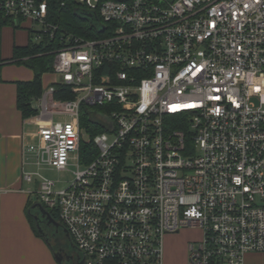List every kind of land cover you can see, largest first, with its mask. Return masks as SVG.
Returning <instances> with one entry per match:
<instances>
[{
  "label": "built area",
  "instance_id": "obj_1",
  "mask_svg": "<svg viewBox=\"0 0 264 264\" xmlns=\"http://www.w3.org/2000/svg\"><path fill=\"white\" fill-rule=\"evenodd\" d=\"M77 2L107 34L67 35L54 51L58 80L28 145L38 168L73 162V181L56 191L37 171L23 179L83 264H161L164 235L186 227L202 231L189 264L264 252V0ZM0 10L38 25L35 40L56 28L46 0ZM58 83L74 97L55 98ZM82 106L102 128L87 143Z\"/></svg>",
  "mask_w": 264,
  "mask_h": 264
},
{
  "label": "crops",
  "instance_id": "obj_2",
  "mask_svg": "<svg viewBox=\"0 0 264 264\" xmlns=\"http://www.w3.org/2000/svg\"><path fill=\"white\" fill-rule=\"evenodd\" d=\"M31 24V21L23 19L18 28L10 25L0 27L2 59L12 57L14 46L28 43L27 28ZM32 78L33 71L25 65L9 61L0 63V264H75L79 253L77 249L69 252L53 244L52 237L59 234L54 225L48 241L44 235H37L34 231L36 221L31 222L26 212L34 191L31 188L33 182L25 181L23 174L35 171L34 154L28 145L38 141L35 136L38 126L34 121L35 115L23 118L17 107L16 82ZM57 80L58 76L52 71L44 73L42 92ZM36 101L38 103V99ZM35 107L38 109V105ZM190 230L183 228L164 235L161 264H189L188 243L202 238L201 230L194 229L197 231L194 235L190 234ZM58 258H62L63 263ZM242 264H264V252L245 253Z\"/></svg>",
  "mask_w": 264,
  "mask_h": 264
},
{
  "label": "trees",
  "instance_id": "obj_3",
  "mask_svg": "<svg viewBox=\"0 0 264 264\" xmlns=\"http://www.w3.org/2000/svg\"><path fill=\"white\" fill-rule=\"evenodd\" d=\"M48 6L47 19L56 28L52 30V35L43 33L39 40H35V33H37L33 26L28 27L29 41L25 46H14L12 57L8 60L2 59L0 56V63L13 62L16 64L25 65L33 71V78L30 81H17V107L21 111L23 118L36 115L38 109L33 105L42 94V75L51 72L52 62L54 58V51L62 46L67 35L81 36L85 38L101 37L107 34V31L102 30L100 18L92 13L84 10L78 5L77 0H46ZM23 21L22 18H11L4 15L0 10V27L10 25L14 28L19 27V23ZM42 32V31H41ZM54 97L57 99L73 98L68 86L64 84H56ZM80 116L81 127L86 128L93 137L96 133L102 130L97 125H92L89 119V114L84 106H82ZM91 146V144H90ZM93 156L95 153L94 147ZM92 158V157H91ZM32 201L27 206V216L33 221L30 208ZM48 211V210H47ZM51 216L56 218L59 223L58 213L56 211H48ZM61 224V223H60ZM37 235L43 236L34 227Z\"/></svg>",
  "mask_w": 264,
  "mask_h": 264
},
{
  "label": "rangeland",
  "instance_id": "obj_4",
  "mask_svg": "<svg viewBox=\"0 0 264 264\" xmlns=\"http://www.w3.org/2000/svg\"><path fill=\"white\" fill-rule=\"evenodd\" d=\"M33 27L34 28H38V25H33ZM47 77H49V75ZM33 105L34 106L38 105L37 101H33ZM57 118H59V117L58 116L54 117L55 120ZM81 134H82L83 143L84 142H86V143L90 142L91 136H90L89 131L86 130V128L82 127ZM34 170L39 172L40 175L43 178H46V179H49V180H53L55 182V184L53 186V190L58 191V190L66 188L73 181V171L76 170V166L73 164V162H71V164L65 170H57L55 168H52V167H49V166H45V165H41L39 168L35 166ZM36 187H37V184L35 183V181L33 183H31L32 191H35ZM31 200H32V205H31V207H32L33 204H35L37 201H39L38 195L33 192L31 194ZM32 210H34V213H31V214H33L32 218H33V221H34L35 220V215H36V213L38 214L39 210H38V208H32ZM35 228H38L36 222H35ZM186 228H188L189 230L191 229L190 230V234H192V235H194L195 232H197L196 230H194L197 227H186ZM197 229H199V228H197ZM198 232H200V229L198 230ZM51 240H52L53 244H55V245L58 244L62 248L64 247L69 252H73V250L76 249V248H74L72 246L69 238L63 232V230L61 232H59L58 236H56L55 238L52 237ZM51 240H49V243H50ZM55 245H52V246L55 247ZM78 252L80 253V251H78Z\"/></svg>",
  "mask_w": 264,
  "mask_h": 264
},
{
  "label": "water",
  "instance_id": "obj_5",
  "mask_svg": "<svg viewBox=\"0 0 264 264\" xmlns=\"http://www.w3.org/2000/svg\"><path fill=\"white\" fill-rule=\"evenodd\" d=\"M31 208H38V210H39V212L40 213H42L43 215H46V217H47V219L49 220V222L50 223H52L56 228H58L59 226H62L59 222H56L53 218H52V216L50 215V213L48 212V211H46L45 209H43V206L41 205V203H35V204H33V206L31 207ZM35 217H36V215H35ZM37 229H38V231H39V233L40 234H42V235H44L45 237H47L46 239H47V241H48V235H47V233H45L44 231H43V229L40 227V224L39 223H37ZM63 232L66 234V236L69 238V240H70V237H69V235H68V233H67V230L65 229V228H63ZM71 241V240H70ZM74 245V244H73ZM77 249V248H76ZM77 251H79L78 249H77ZM59 259V261L61 262V263H63V259L62 258H58ZM73 259V257H71V260ZM83 262H84V257H82V255H81V253H78V256H77V262L75 263V264H83Z\"/></svg>",
  "mask_w": 264,
  "mask_h": 264
},
{
  "label": "flooded vegetation",
  "instance_id": "obj_6",
  "mask_svg": "<svg viewBox=\"0 0 264 264\" xmlns=\"http://www.w3.org/2000/svg\"><path fill=\"white\" fill-rule=\"evenodd\" d=\"M43 209H45V208L43 207ZM45 210H46V209H45ZM46 211H47V210H46ZM32 213H34V212L32 211ZM32 215H33V214H32ZM52 218H53L56 222H59V221H58L56 218H54L53 216H52ZM35 221H36V223H39V224H40V227L43 229V231H44L45 233H47V235H50V231H51V229H52V228H55V227L53 226V224L49 222V220L47 219L46 215H43V214L40 213L39 211H38V214L36 213ZM57 230H58V232H61V231L63 230V226H59V227L57 228Z\"/></svg>",
  "mask_w": 264,
  "mask_h": 264
}]
</instances>
